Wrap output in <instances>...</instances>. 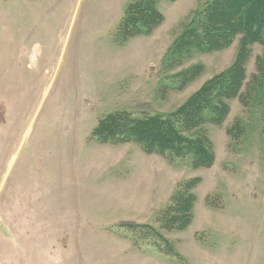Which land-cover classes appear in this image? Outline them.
<instances>
[{"label": "rangeland", "instance_id": "1", "mask_svg": "<svg viewBox=\"0 0 264 264\" xmlns=\"http://www.w3.org/2000/svg\"><path fill=\"white\" fill-rule=\"evenodd\" d=\"M130 1L0 0V264H264V48L247 45L220 124L184 127L176 113L242 37L179 57L209 0H161L148 34L120 39ZM120 112L173 120L190 141L176 156L102 141L96 127ZM202 135L214 161L195 168ZM194 179L189 224L162 225Z\"/></svg>", "mask_w": 264, "mask_h": 264}, {"label": "trees", "instance_id": "2", "mask_svg": "<svg viewBox=\"0 0 264 264\" xmlns=\"http://www.w3.org/2000/svg\"><path fill=\"white\" fill-rule=\"evenodd\" d=\"M158 1L161 0H131L117 27L118 37L128 39L148 34L160 21L155 10ZM193 22L173 44L174 54L179 57L220 49L227 46L235 34L242 37L231 68L206 82L176 113L181 116L184 127L198 125L199 128L208 123L220 124L229 112L225 101L235 97L241 99L239 92L244 80L243 64L248 55L247 45L258 43L264 48V0H209L195 15ZM198 69L199 74L200 68ZM206 111L210 112L209 116L205 115ZM124 113L127 114L120 112L118 118L111 115L96 127L95 133L101 135L99 127L107 124L105 136L99 135L102 141L118 139L127 142L131 139L145 153H169L174 156V152L178 150L176 146L186 145L190 141L176 128L173 120L158 115L130 119L129 113L127 116ZM119 129L122 130L121 133L116 132ZM201 140L202 142L198 140L192 147L191 166L195 168L210 166L214 161L210 141L205 135H202ZM197 181L194 179L186 183L175 194L171 205L161 217L162 225L184 228L189 224L195 201L190 190Z\"/></svg>", "mask_w": 264, "mask_h": 264}]
</instances>
